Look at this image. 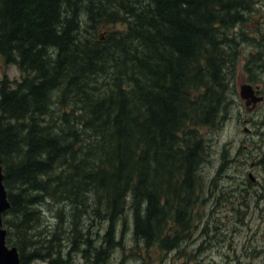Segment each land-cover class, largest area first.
Returning a JSON list of instances; mask_svg holds the SVG:
<instances>
[{"label":"trees","instance_id":"obj_1","mask_svg":"<svg viewBox=\"0 0 264 264\" xmlns=\"http://www.w3.org/2000/svg\"><path fill=\"white\" fill-rule=\"evenodd\" d=\"M254 1L0 0V58L20 73L0 81L4 215L16 219L3 224L19 233L20 264L47 258L58 242L76 243L78 234L85 236L83 261L103 264L118 245L120 221L131 222L133 242L146 252L180 251L203 157L199 129L217 126L219 62L234 50V29ZM108 65L117 72L114 90L80 111L91 115L93 141L85 142L82 121L63 100L90 96L87 81ZM89 191L94 198L86 203ZM46 195L70 205L69 225L59 219L34 240V208ZM82 218L104 225L99 248L93 233L77 229Z\"/></svg>","mask_w":264,"mask_h":264},{"label":"rangeland","instance_id":"obj_2","mask_svg":"<svg viewBox=\"0 0 264 264\" xmlns=\"http://www.w3.org/2000/svg\"><path fill=\"white\" fill-rule=\"evenodd\" d=\"M254 2L253 12L246 17L244 25H236L237 28L234 29L236 42L242 44L241 48L237 50L240 54L239 60L230 54L228 58H222V62H219L220 70H222L219 75L222 97L217 95L215 98L221 97L218 104L220 109L225 108L226 98L232 91L230 87L226 86L224 78L226 74L260 75V73H264L262 64L264 61V0H255ZM107 17L109 18V14ZM83 20L87 22L84 15ZM256 22L262 30L258 29L254 33L250 27L254 26ZM243 26H246L250 32L238 29ZM109 28H111L110 25ZM121 28L122 26L118 25V29ZM230 48H233V43ZM251 51H257L258 58H255L257 53L249 57L248 53ZM105 68L106 71L87 81L90 87V96L83 98L84 95L76 93V95L65 97L63 100L68 110H74L75 117L82 121L79 128L82 127L80 131L86 139L85 142L93 141L91 115L82 118L80 111L85 106L88 107V100L99 101L114 90L117 77L115 66L108 65ZM4 77L15 81L20 79V73L16 66L6 65L0 58V81ZM233 83L235 82L233 81ZM73 100L81 102L76 103ZM231 113L234 114V112ZM69 114L70 118L74 119L71 112ZM218 124L219 121L215 128L203 127L199 129L204 144L203 157L202 163L199 164L195 172L197 186H192L189 194L190 199L187 200L190 224H192L190 226L191 233L189 239L180 246V251L175 252L170 249L161 252L158 247L157 249L152 247L146 252L144 246L136 245L133 242L131 222L120 221L117 224L115 240L118 245H115L114 251L104 259L103 264H264V173H254L258 184L252 185L246 179V173H239V167L235 162L228 164V160L235 156V143H238L241 135L231 120L223 124V129L221 127L219 129ZM225 144L228 146H224ZM227 165L229 166L227 167ZM12 192L15 193L13 190ZM89 192L85 195L86 203H91L94 198L93 193ZM50 196L46 195L39 206L33 207L37 210L39 219L38 223L32 224L33 227H36L31 232L37 235L34 240L46 238V235H49V232L56 227L59 219L64 221L62 227L68 228L67 217L70 213V205L63 202L53 203ZM77 196L74 197L75 201ZM79 201L81 204L84 203L82 197ZM7 214L3 215V221L8 220L12 225H15L16 219ZM87 214H90V211L87 210ZM128 214L129 211H126L122 219L128 218ZM243 214L244 216L241 217ZM3 225L6 230V239L10 234L11 242L6 240L7 246L15 247L13 243L18 241L20 243V238H17L19 233L14 228L9 231L5 222ZM76 227L82 232L88 230L93 233L92 237L96 240L94 241L96 248H99V245L103 243L99 244L98 237L102 235L98 236V233L103 231L104 225L99 223L98 218L88 221L82 218ZM77 236L76 243L58 242L53 246L54 250H58L57 252L52 248L47 258L34 262L26 260L25 264H88L87 261L86 263L83 261L84 245L79 244L83 235L78 234ZM60 237L63 238V236ZM94 251L95 248L91 251V255L94 254ZM28 252L25 251L26 254ZM94 257L95 255L92 256V260Z\"/></svg>","mask_w":264,"mask_h":264},{"label":"flooded vegetation","instance_id":"obj_3","mask_svg":"<svg viewBox=\"0 0 264 264\" xmlns=\"http://www.w3.org/2000/svg\"><path fill=\"white\" fill-rule=\"evenodd\" d=\"M238 29L250 32L246 28V26L238 27ZM258 29H260L259 31L262 30V28L259 27V24L257 22L256 24H254V26L250 27V30H253L254 33H256ZM239 44L240 43L238 42L233 43L234 50L232 52L226 50L225 56L228 58V55L231 54V56H234L236 60H239L240 54L237 50L240 49L242 45ZM256 53L257 55L255 56V58H258L259 53L257 51H251L248 54L250 57L252 55H255ZM262 64L264 65V61ZM263 77L264 73H260V75L226 74L224 76L226 86L230 87L232 91L228 94L226 98V106L224 109H221L218 120L219 129L220 127L221 129H223V124L226 123L228 120H231L235 123V127L236 129H238L241 137L238 143H235V156L233 157V159L231 158L228 160V164L235 162L236 166L239 167V173H246V179L249 180L250 184L252 185L258 184V180L256 179V177H254V173H264ZM233 81L235 83H233ZM231 112H234V114L232 115ZM224 146H228V144H225ZM228 166L229 165H227V167ZM195 182L197 183V181ZM243 216L244 214L241 217Z\"/></svg>","mask_w":264,"mask_h":264},{"label":"water","instance_id":"obj_4","mask_svg":"<svg viewBox=\"0 0 264 264\" xmlns=\"http://www.w3.org/2000/svg\"><path fill=\"white\" fill-rule=\"evenodd\" d=\"M10 209L8 193L4 185V174L0 167V264H20L19 252L6 244V230L3 227V215Z\"/></svg>","mask_w":264,"mask_h":264}]
</instances>
